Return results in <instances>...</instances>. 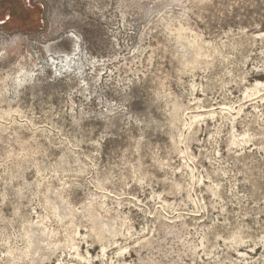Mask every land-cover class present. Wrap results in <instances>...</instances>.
Wrapping results in <instances>:
<instances>
[{"label": "rangeland", "instance_id": "obj_1", "mask_svg": "<svg viewBox=\"0 0 264 264\" xmlns=\"http://www.w3.org/2000/svg\"><path fill=\"white\" fill-rule=\"evenodd\" d=\"M30 4L0 27V264H264V0Z\"/></svg>", "mask_w": 264, "mask_h": 264}, {"label": "flooded vegetation", "instance_id": "obj_2", "mask_svg": "<svg viewBox=\"0 0 264 264\" xmlns=\"http://www.w3.org/2000/svg\"><path fill=\"white\" fill-rule=\"evenodd\" d=\"M33 5L30 0H0V27L30 29L37 22L43 23L41 10L38 11L37 5ZM38 7L42 9L41 5Z\"/></svg>", "mask_w": 264, "mask_h": 264}, {"label": "bare ground", "instance_id": "obj_3", "mask_svg": "<svg viewBox=\"0 0 264 264\" xmlns=\"http://www.w3.org/2000/svg\"><path fill=\"white\" fill-rule=\"evenodd\" d=\"M68 38H71L72 41H73V43L76 44L74 46L73 51L63 57V58H65L66 61L69 62V65L71 66L73 64L76 65L77 62H80L81 61V59L83 58V55H84V51L82 49V46L80 45V43H81V38L80 37L75 36V35H70ZM65 60H62V62H64ZM51 62L53 64V66L54 65L56 66L57 63H58V61L56 60V58H52L51 59ZM25 73H27V72H25ZM26 77H28V76H26Z\"/></svg>", "mask_w": 264, "mask_h": 264}, {"label": "trees", "instance_id": "obj_4", "mask_svg": "<svg viewBox=\"0 0 264 264\" xmlns=\"http://www.w3.org/2000/svg\"><path fill=\"white\" fill-rule=\"evenodd\" d=\"M41 24V23H40ZM40 24H39V26H40ZM34 28V27H33ZM33 28H30L29 30H31V29H33Z\"/></svg>", "mask_w": 264, "mask_h": 264}]
</instances>
